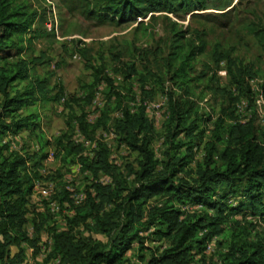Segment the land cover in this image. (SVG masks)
I'll list each match as a JSON object with an SVG mask.
<instances>
[{"label": "trees", "instance_id": "16d2710c", "mask_svg": "<svg viewBox=\"0 0 264 264\" xmlns=\"http://www.w3.org/2000/svg\"><path fill=\"white\" fill-rule=\"evenodd\" d=\"M58 1L67 10H76L97 23L121 24L141 18L136 27H143L145 33L147 23L143 26L142 18L148 15L195 14L209 9L223 14L234 7L235 0ZM37 19V10L26 0H0V136L11 126L16 131L37 126L32 115L20 117L18 112L38 99L36 93H43V80L23 84L30 67L41 59L30 53L23 55L27 53L24 41L32 37L25 34L36 31L32 27ZM201 33L197 31L195 44L183 39V31L173 29L166 65L175 82L191 80L194 57L206 45ZM210 55L213 64L226 63L237 94L244 93L251 100L244 68L232 58L231 50L218 44ZM124 65V78L137 72L134 63ZM100 79L97 75L96 83ZM215 89L221 90L218 86ZM227 93L229 104L221 106L211 137L204 142L202 159L194 169L186 167L193 156V143L204 130H198L199 118L188 121V100L177 103L169 99L168 117L173 124L165 134L160 158L155 156L152 125L142 105H127L111 120L118 141L136 154L134 162H126L121 169L102 142L94 144L91 154H84L85 144L70 139L69 134L57 138V147L78 156L91 181L83 203L73 214L64 216L65 228H51L47 258L56 259L58 264H130L125 253L137 243L138 264H264V242L248 240L235 232V226L229 235L224 233L225 211L264 220V117L254 111L246 121H237L232 105L238 95ZM224 116L234 122L225 124ZM79 122L82 133H86L84 115ZM181 134L183 138H179ZM33 156L8 151L0 144V264L23 263L27 256L23 243L37 253L40 232L52 219L45 211L29 217L31 184L23 171ZM64 193L72 205L66 189ZM231 197L239 198L234 206L227 204ZM187 205L195 209H183ZM28 223L33 225L32 235L26 231ZM148 229L164 244L145 246L141 231ZM93 233L104 235L105 240ZM215 236L219 237L218 247L207 256L206 244ZM222 241L228 242L226 248H222ZM12 246L17 247L15 253Z\"/></svg>", "mask_w": 264, "mask_h": 264}, {"label": "rangeland", "instance_id": "374dc122", "mask_svg": "<svg viewBox=\"0 0 264 264\" xmlns=\"http://www.w3.org/2000/svg\"><path fill=\"white\" fill-rule=\"evenodd\" d=\"M26 1L37 10L38 19L32 27L36 31L25 34L26 38L32 37L31 41H24L27 53L23 55L30 53L41 59L30 67L29 77L23 84L43 80V93H36L38 99L18 111L20 117L32 115L37 126L17 131L11 126L0 136V144L6 145L8 151L35 154L27 159L23 171L31 184L29 217L38 211L52 215L40 232L37 253L22 244L27 256L21 264H58L56 259L46 256L51 228H65L64 216L73 214L83 203L91 174L78 156L65 154L57 147V138L69 134L70 139L85 144L84 154H91L94 144L102 142L121 169L126 162H134L136 154L118 141L111 120L127 105H142L152 125L150 134L155 156L160 158L165 134L173 124L168 117L169 99L177 103L188 100V121L199 118L198 130H204L193 143V156L186 167L194 169L202 159L204 142L211 137L221 106L229 104L227 92H232L233 97L238 95L230 83L226 63L211 62L210 54L218 44L231 50L232 58L244 68L251 89V100L243 93L232 105L236 120L244 122L254 111L264 117V0H235L234 7L223 14L210 9L179 15L157 12L142 18V25L147 23L145 33L143 27H136L141 18L121 24L97 23L76 10H67L58 0ZM48 23L52 24L51 31L47 29ZM174 28L184 32L183 39L195 44L198 43L197 31L202 32L206 43L203 52L194 57L189 72L191 80L183 84L170 78L166 65ZM125 62L134 63L137 70L129 78H124ZM97 75L101 79L96 83ZM107 78L112 81L109 83ZM217 86L220 91L215 89ZM82 115L87 122L86 133L79 128ZM6 121L10 122L11 118L7 117ZM231 122L234 121L225 117V124ZM42 154L46 156L41 157ZM65 189L72 205L64 198ZM238 200L231 197L227 204L234 206ZM183 209L192 211L195 207L187 205ZM224 214L225 234L229 235L235 226V232L248 240L264 242L263 219L227 211ZM26 231L33 234L32 223L27 224ZM141 234L146 238L145 246L164 244L163 240H156L151 229ZM93 236L105 240L100 233ZM218 240L215 236L206 244L207 256L218 247ZM222 243V248H226L228 242ZM137 249V243H133L125 253L130 264H138ZM16 251L17 247L12 246L11 252Z\"/></svg>", "mask_w": 264, "mask_h": 264}, {"label": "built area", "instance_id": "2783aa9c", "mask_svg": "<svg viewBox=\"0 0 264 264\" xmlns=\"http://www.w3.org/2000/svg\"><path fill=\"white\" fill-rule=\"evenodd\" d=\"M46 25H47V29H48L49 31H51V29H52V24H51V23H48V24H46ZM73 57H76V54H74Z\"/></svg>", "mask_w": 264, "mask_h": 264}]
</instances>
